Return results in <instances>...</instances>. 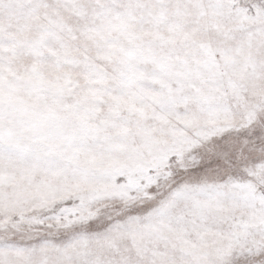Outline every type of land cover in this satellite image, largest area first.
<instances>
[{
  "label": "snow or ice",
  "instance_id": "snow-or-ice-1",
  "mask_svg": "<svg viewBox=\"0 0 264 264\" xmlns=\"http://www.w3.org/2000/svg\"><path fill=\"white\" fill-rule=\"evenodd\" d=\"M0 264H264V0H0Z\"/></svg>",
  "mask_w": 264,
  "mask_h": 264
}]
</instances>
